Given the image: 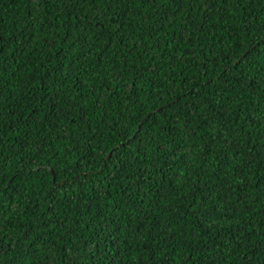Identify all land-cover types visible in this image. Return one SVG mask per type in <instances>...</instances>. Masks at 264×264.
Segmentation results:
<instances>
[{
  "label": "trees",
  "instance_id": "1",
  "mask_svg": "<svg viewBox=\"0 0 264 264\" xmlns=\"http://www.w3.org/2000/svg\"><path fill=\"white\" fill-rule=\"evenodd\" d=\"M0 49V264H264V0H0Z\"/></svg>",
  "mask_w": 264,
  "mask_h": 264
},
{
  "label": "snow or ice",
  "instance_id": "2",
  "mask_svg": "<svg viewBox=\"0 0 264 264\" xmlns=\"http://www.w3.org/2000/svg\"><path fill=\"white\" fill-rule=\"evenodd\" d=\"M3 62H4V61H3V57H2V49H0V63H3ZM113 80H115V81H118V80H119V76H117L115 73L113 74ZM134 134H135V130H134ZM29 155H31V153H30ZM4 159H5V158H4V156H3V153L0 152V185H3V184H4V179L2 178V177H3V171H4ZM7 159L11 160V156H9ZM33 162H34V161H33L32 159H29V160L27 161V164H28V165H31ZM42 163H43V162H42ZM38 168H39V166H38ZM38 168H37V170H38ZM24 170H25V169H21L20 172H19V174H20V175H23ZM15 175H16V173H13V175L7 177V179H8V180H12V179H14ZM8 187H10V185H8ZM4 191H5V189L2 188V187H0V195H2ZM201 215H204V214L201 213ZM210 215H212L211 210H209L208 213H207V216H210ZM207 216H204V220L207 219ZM202 222H203V221H202ZM214 227H215V225H210V226H209V230H210L211 228H214Z\"/></svg>",
  "mask_w": 264,
  "mask_h": 264
}]
</instances>
